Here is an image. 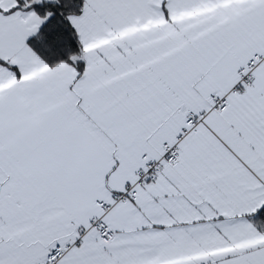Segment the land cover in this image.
<instances>
[{
  "label": "snow or ice",
  "instance_id": "1",
  "mask_svg": "<svg viewBox=\"0 0 264 264\" xmlns=\"http://www.w3.org/2000/svg\"><path fill=\"white\" fill-rule=\"evenodd\" d=\"M0 264H264V0H0Z\"/></svg>",
  "mask_w": 264,
  "mask_h": 264
},
{
  "label": "trees",
  "instance_id": "2",
  "mask_svg": "<svg viewBox=\"0 0 264 264\" xmlns=\"http://www.w3.org/2000/svg\"><path fill=\"white\" fill-rule=\"evenodd\" d=\"M41 32L46 41L50 42L53 37L57 38V42L53 45L52 51L62 54V48L66 43L74 44L72 37L69 35V29L65 26V22L60 17H53L47 24H45ZM44 54H48L44 49H39Z\"/></svg>",
  "mask_w": 264,
  "mask_h": 264
},
{
  "label": "crops",
  "instance_id": "3",
  "mask_svg": "<svg viewBox=\"0 0 264 264\" xmlns=\"http://www.w3.org/2000/svg\"><path fill=\"white\" fill-rule=\"evenodd\" d=\"M235 87H236L237 89H242V84L238 82V83L235 85Z\"/></svg>",
  "mask_w": 264,
  "mask_h": 264
},
{
  "label": "built area",
  "instance_id": "4",
  "mask_svg": "<svg viewBox=\"0 0 264 264\" xmlns=\"http://www.w3.org/2000/svg\"><path fill=\"white\" fill-rule=\"evenodd\" d=\"M249 75H250V74H249ZM242 79H243L244 81H247L248 77H247V76H243Z\"/></svg>",
  "mask_w": 264,
  "mask_h": 264
}]
</instances>
